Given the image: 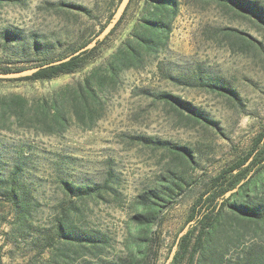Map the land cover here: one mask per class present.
<instances>
[{
    "label": "rangeland",
    "instance_id": "obj_1",
    "mask_svg": "<svg viewBox=\"0 0 264 264\" xmlns=\"http://www.w3.org/2000/svg\"><path fill=\"white\" fill-rule=\"evenodd\" d=\"M119 1H1L0 69L30 68L69 55L100 31ZM177 2L163 48L143 68L123 70L117 84L102 93V115L92 128L74 123L59 134H44L10 121L0 125V151L8 162L23 158L29 169L25 177L36 204L35 224L47 226L72 198L63 193L59 180L107 184L102 196L73 199L79 209L76 222L107 240L101 251L85 249L88 260L98 261L100 254L105 261L125 262L127 226L137 196L154 186L166 168L184 169L195 183L162 211L155 227L158 247L150 264H164L210 179L243 157L264 131V25L214 0ZM253 2L264 9V0ZM143 3L131 1L114 32L75 72L44 80L0 79V97L19 93L35 99L81 80L130 33ZM4 30L19 32L22 40L5 43ZM201 81L223 85L233 94L213 91ZM161 93L179 97L198 116L160 98ZM138 136L186 146L192 160L184 163L163 146L143 143ZM12 219L10 205L0 196L1 264H47L49 250L37 253L23 242L16 247L6 237ZM225 228L219 237L222 243L228 242L227 233L239 236L228 243L227 260L245 248L264 251V225L257 228L230 219Z\"/></svg>",
    "mask_w": 264,
    "mask_h": 264
},
{
    "label": "trees",
    "instance_id": "obj_2",
    "mask_svg": "<svg viewBox=\"0 0 264 264\" xmlns=\"http://www.w3.org/2000/svg\"><path fill=\"white\" fill-rule=\"evenodd\" d=\"M5 1L23 4V0ZM214 2L223 6H233L239 13L264 25V9L253 0ZM177 11V0H144L134 28L102 63L93 65L81 80L66 84L48 96L35 99L19 93L1 96L0 102L3 106L0 109L2 115L0 125L3 127L6 121H10L44 134H59L74 123L82 129L92 128L102 115V93L117 84L123 70L141 69L147 59L158 54L165 45L170 30L169 23ZM125 12L111 34L123 19ZM103 27L104 25L101 29ZM1 35L5 43L22 40L21 34L13 30H4ZM109 36L92 49L72 56L67 61L48 65L30 76L15 80H44L60 74L73 73L93 58L96 50ZM33 41V47L36 48L37 42L35 39ZM21 69L25 68L3 67L0 72ZM201 84L219 93L226 92L230 97L233 94L231 89L217 83L201 81ZM159 97L172 101L198 116L187 102L177 96L161 93ZM137 139L154 146H163L184 163L192 160L193 155L186 146L171 145L148 136H138ZM22 159L17 158L9 164L0 151V196L10 205L13 218L4 234L16 247H21L20 243L23 242L37 249V253L49 250L47 264H150L158 247L159 236L155 227L159 225L162 211L193 182L195 183L186 170L166 168L154 186L139 194L134 202V212L127 226L125 262L105 261L100 258V254L97 255L98 261H91L83 256L85 249L101 251L107 240L100 232L91 231L76 222V219L80 220L79 209L74 205L73 199L102 196L107 184H75L69 180H59L63 193L72 198H69L66 207L60 206L51 223L42 227L33 222L32 212L36 204L33 202L32 188L25 177L29 169ZM263 173L264 131L254 139L250 150L243 157L212 177L207 188L195 200L187 218V222L194 220V224L180 237L170 264H264V251L257 247L245 248L233 260H227L228 243L233 239L239 240V236L236 233L225 234L227 243H222L219 239L226 230V220L233 219L238 224L253 223L257 228L264 225ZM234 188L236 190L225 196L227 191Z\"/></svg>",
    "mask_w": 264,
    "mask_h": 264
},
{
    "label": "water",
    "instance_id": "obj_3",
    "mask_svg": "<svg viewBox=\"0 0 264 264\" xmlns=\"http://www.w3.org/2000/svg\"><path fill=\"white\" fill-rule=\"evenodd\" d=\"M130 0H120L117 7L115 8L114 12L112 13L110 19L108 22L104 25V27L85 45L81 46L78 48L75 52L72 54L66 56L65 58H62L57 61H53L41 66H35V67H30V68H25L21 70H16V71H11V72H0V79H17V78H22L26 76H30L40 68L46 67L48 65H55L64 61L69 60L72 56L78 55L83 51L92 49L95 47L100 41L104 40L107 36H109L112 32V30L115 28V26L118 24L120 21L123 13L125 12ZM236 190V188L229 190L225 193V196H228L232 191ZM194 224V220L188 221L186 225L182 228V230L178 233L177 238L170 250V253L165 261L164 264H170L176 249H177V244L181 236H183L189 228Z\"/></svg>",
    "mask_w": 264,
    "mask_h": 264
}]
</instances>
